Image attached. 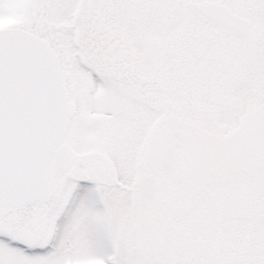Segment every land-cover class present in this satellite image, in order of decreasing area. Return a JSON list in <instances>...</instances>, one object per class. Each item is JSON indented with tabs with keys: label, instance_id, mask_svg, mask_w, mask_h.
I'll use <instances>...</instances> for the list:
<instances>
[{
	"label": "snow or ice",
	"instance_id": "obj_1",
	"mask_svg": "<svg viewBox=\"0 0 264 264\" xmlns=\"http://www.w3.org/2000/svg\"><path fill=\"white\" fill-rule=\"evenodd\" d=\"M0 264H264V0H0Z\"/></svg>",
	"mask_w": 264,
	"mask_h": 264
}]
</instances>
